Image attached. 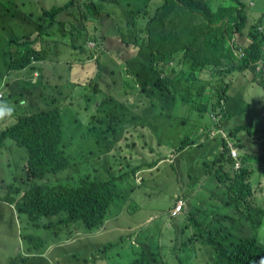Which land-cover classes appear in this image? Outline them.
<instances>
[{"label": "trees", "instance_id": "1", "mask_svg": "<svg viewBox=\"0 0 264 264\" xmlns=\"http://www.w3.org/2000/svg\"><path fill=\"white\" fill-rule=\"evenodd\" d=\"M143 1L142 9L131 10L130 16L133 27L138 26L137 32L144 36L134 39L133 42L123 38L122 41L127 48L139 42L143 46L145 44L152 62L137 64L142 68L141 72H144L145 68H151V75L144 77L143 73L141 77L137 75L138 71H135L134 74L142 88L137 90L135 96L128 91L124 92L128 106L121 113L117 111L118 106L111 97L99 96L102 88L111 92L117 85L124 84L118 82L119 78L116 82H111V79L117 77V70L107 69L106 64L99 63V59L94 58L96 50L90 53L84 44L77 45V37L72 33L69 37L66 30L71 25L77 34L87 33L88 18L104 26L106 23L96 0H68L63 6L51 10L40 7L41 12L37 14L11 13V18L21 20L22 26L30 30L21 37L8 38V48L2 51L8 59V74L0 90L3 93L9 87L7 96L12 98L20 93L14 86L15 79L26 75L25 78L21 77L24 83V79L28 80L31 73L37 71L39 76L33 86L39 91V86L43 88L40 97L44 98L48 108L21 115L17 112L14 124L0 127V163L4 160L1 149L5 140H12L18 147H24L28 151L24 178L20 177V183L16 180L11 182L7 175H1L0 180V185L4 184L12 189V193L23 196L14 199L7 195L4 200L9 198L17 204V212L27 219L28 225L25 226L28 230H51L57 226L74 223L84 225L88 230L100 228L116 220L122 209L127 213L134 212L135 209L129 206L133 195L131 193L135 191L131 186H136L139 190L151 189L152 185L160 186L156 180L148 181V177L154 171H159L162 163L172 164L174 160L177 162L183 159L187 161L189 171L179 170V174L183 172L186 177L185 182L181 183V190L188 176L189 187L192 188L195 183L197 186L202 176L212 178L217 187L225 192L226 197L220 198L224 205L234 204L249 222L246 225L229 214L216 216L218 210L215 208L208 213L222 225L215 231L211 225H207L210 222L196 223L192 213H189L181 225H190L189 233L192 227H197L198 232L193 233L189 239L184 235L179 237L172 234L171 238L166 236L170 243H175L172 247L173 256L179 258L183 264L185 261L179 257L182 253L193 250L194 254L190 258L194 260L198 258L197 250H201L211 252V264H264V242L255 234L247 240L232 241L236 225H246L253 233L263 225L264 211L259 206V198L264 196V186L261 182L255 187L253 178L258 167H264V124L257 122V109L264 107V63H256L260 59L264 61V11L257 29L255 24L249 22V18L252 19L257 13H247L252 0H230L232 6L227 5L228 0ZM260 1L264 4V0ZM68 37L71 41H67ZM88 42L96 46L93 41ZM250 45L252 46L247 53L241 56L236 54L239 49ZM60 46L68 47L69 51L61 52ZM52 47H55L54 51ZM71 50L72 56L78 58L75 62L56 63L60 62L62 54L66 56ZM96 60L98 63H93ZM208 63H214L216 72L210 75L211 81L199 84L198 77L200 73L202 76L206 75L205 68ZM120 65H127L129 68L128 63ZM183 75H188L189 79L185 81L193 87V95L187 87L181 88L179 94L172 95L168 91L169 88L177 84ZM26 91L25 88L21 106L27 103L26 108L35 110L40 97L35 95V100L29 99V102H26L29 95ZM163 91L167 94H158ZM78 96H81L79 101ZM191 96H196V100ZM245 98H250V102L241 104ZM156 101L173 103L166 107L170 112L173 110V113L179 109L181 126L187 124L184 120L186 111L189 114L195 112L194 118L200 124V116L206 113L209 106L211 108V123H204L202 132L197 133V141L189 140L187 144L184 142L179 150H173L172 154L177 153L174 160L167 161V158L163 157L158 162H150L142 158L144 154L155 153V149L149 146L155 141L149 138L147 141L143 131L152 126L154 116L151 109L156 106ZM111 102L113 104L107 106ZM179 102L187 105L186 111ZM79 103L80 111L76 109ZM253 105H257L255 110ZM246 108H251L252 111L243 113L244 123H231V118ZM67 110H74L79 116L84 113L88 119L85 121L88 132L79 135L78 148L84 151L82 143L89 139L96 148L103 151L97 155V151L92 149L95 156L86 159L84 157L85 161L76 168L72 160L73 154L65 147ZM112 113L116 114V126L119 125L123 132L126 129L132 130L133 134L118 139L112 131V123H109ZM93 123L99 127L93 126ZM105 126L106 129L103 130ZM162 127L166 128L164 133L171 135V123H165ZM224 131L236 139L240 134L245 135L253 140L256 148L241 152L245 147L235 144L240 152L233 156V148L228 139L223 137ZM88 133L93 135L95 140ZM216 136H220L222 145H216L211 154V157H216L214 160H209L207 156V161H200L198 157L189 155L190 149H202L203 142L215 141ZM157 147L165 148L166 144L158 141ZM194 165L197 166L196 174L190 170ZM173 173L175 174V170ZM212 173L215 176H212ZM47 174L58 175L47 177V180L40 183ZM131 181H134L132 185ZM128 190L132 192L129 193ZM145 198L150 199V196ZM178 200L180 199H177L174 207L168 209L170 220L183 214L182 212L177 217L172 215ZM213 203L218 205L214 200ZM199 207L196 205L197 209ZM151 219L152 216L148 218ZM203 227H206L207 231L200 229ZM225 228H229L227 235ZM128 231L130 229L125 233ZM183 231H186L185 227ZM156 237L158 235L152 236L148 233L145 238ZM216 237H221L223 241L217 240ZM126 239L125 235L121 236L119 243H125ZM26 240L34 245L35 250L44 247L43 240L34 236L28 235ZM116 246L104 245L97 251L94 259H87L83 264H89L91 261V264H96L99 259H107L109 251ZM136 246H141L140 251L138 257L130 264L169 263L163 256V247L160 244L145 241ZM9 264H18V261Z\"/></svg>", "mask_w": 264, "mask_h": 264}, {"label": "rangeland", "instance_id": "2", "mask_svg": "<svg viewBox=\"0 0 264 264\" xmlns=\"http://www.w3.org/2000/svg\"><path fill=\"white\" fill-rule=\"evenodd\" d=\"M40 4L43 5L44 9L51 10L52 8L63 6L66 4L68 0H39ZM143 0H99V4L104 5L100 8L101 14H103L104 21L106 24L104 26H100L98 22H93L91 18H88V28L87 33L77 34L73 29V26L69 25L66 30L67 33L74 34L77 37L76 44L82 45L84 44L86 49L93 53L94 50V58L99 59V63L103 65L106 64L107 69H112L117 72V77L115 79H111V82H116L117 78H119V83H124L123 85H117V87L111 92L101 89L99 92L100 98L105 96L111 97L112 101L118 106L117 111L119 113L125 111L127 109L128 103L125 102V94L124 92H129L131 95L137 94V90L142 88V85L139 83L137 76L134 74L135 71H138L137 75L141 77H149L151 75V68H145L144 72H141L142 68L139 67L137 63H151L150 53L149 51H143V45L139 42L137 45H132L127 48L126 44L123 43L122 38L125 41L133 42L134 39H138L143 37L144 35L140 34L138 31V26L136 28L132 25V17L130 16V11H138L142 9ZM26 3L25 5H23ZM228 6H232V2L230 0L227 1ZM100 6V5H99ZM127 6H130L127 7ZM249 7L252 11L264 10V5H260L259 3L253 2L249 4ZM18 13L19 15L28 14L34 12L35 14L40 13V6L36 3V0H0V75L3 72L5 64L8 59L3 54V50L8 48L7 43L5 42L6 38L9 37H21L26 34L30 29H26L22 26L21 20L11 18V13ZM247 13H250V10H247ZM263 12H258L256 16L252 19L249 18V22L251 24H255L257 27L258 21L262 18ZM109 15V16H107ZM130 29L132 30L130 32ZM259 29V27H257ZM257 29H253L254 31ZM258 32H260L258 30ZM103 34V35H102ZM66 38L67 41H71L70 38ZM93 41L96 46H93L91 42ZM55 47H52L54 51ZM61 52H68L69 48L65 46H60ZM71 53L68 55L62 54L60 57V62L56 63H67V62H75L78 58L72 56ZM97 60L93 63H98ZM120 63H128L127 65L122 66ZM176 63V62H174ZM137 64V66H136ZM136 67V69H134ZM214 63H208L205 68L206 75L202 76L200 73L198 77L199 84H205L206 81L209 82L210 75L215 73ZM128 70V71H127ZM26 75L21 76L25 78ZM33 78H28V80H23L24 83L33 84V79L36 76L31 73ZM18 77L17 79H22ZM121 78V79H120ZM124 79V80H123ZM186 79H189L188 75H183L181 80L171 86L169 88V92L172 95H177L180 93L181 88H188V91L192 94L193 87L186 83ZM14 83H17L16 81ZM123 88V89H122ZM23 89V87H21ZM24 90V89H23ZM21 92L20 89H18ZM39 90L36 87H32L30 89V95H38ZM158 94L166 95L167 92L163 91V93L158 92ZM40 97V96H39ZM193 100H196V96H191ZM22 97L17 96L9 98L11 103L8 101L3 102L8 104L9 106L14 108L13 117L17 116V112L22 114L25 111V108L21 106ZM210 98V97H206ZM251 98L254 99V95L251 94ZM81 99V96H78L77 101ZM133 99V98H131ZM17 101V104L15 103ZM44 98L40 97L37 101L36 111L47 109L48 105L43 101ZM210 104L209 101H207ZM250 102V98L243 99L241 104H247ZM252 102V101H251ZM180 103V102H179ZM113 102L109 103L107 106H111ZM172 105L173 103L169 102H159L156 101L153 109H151V114L154 116V121L152 126L148 129H144V135L146 136V140L151 142L149 144L150 147L155 149V153L153 155L144 154L142 158L150 161V162H158L163 157L167 158V161L173 159L175 155L172 154L173 150H179L183 143L186 144L189 140L197 141V133L202 132V128L204 123L209 121L211 123L210 116L212 112L210 111V106L207 108V111L204 115L200 116V124L195 120V112H191L189 114L187 109V105L181 104L182 107L185 108L186 115L184 120L187 121L185 126L179 125V120L181 117L179 115V109L177 108L173 113V110L170 112V109H167V105ZM191 104V103H190ZM257 105H253V109H256ZM16 108V109H15ZM43 108V109H42ZM28 109V108H26ZM76 109L78 111L81 110V103L76 105ZM30 110V109H29ZM34 110L28 111L36 112ZM252 111L251 108H246L243 112L239 111L237 115H234L231 118V123L233 124H241L244 123L242 116L244 114H248ZM106 112V111H105ZM67 115L65 118L66 121V135L67 139L65 140L66 150L73 154L72 160L74 167L76 168L79 164L85 161V159L94 157L92 154V149L96 152L97 155L103 153L102 150L96 148L92 142L88 139L84 141L83 149L81 151L78 147L80 144L79 135L88 132V127L85 124V121L88 119L85 118L84 113L82 116H79L74 110L66 111ZM109 114V113H107ZM112 119L109 123H112V131L116 134L119 139L121 136H130L133 134L132 130L126 129L124 132L120 126H116V114L112 113ZM191 116V117H190ZM204 119V121H202ZM10 122V121H9ZM171 123L173 129H171V135H168L167 132L164 133V127H162L165 123ZM95 123V122H94ZM93 126L99 127L97 124ZM106 129V126L103 127V130ZM140 130V129H138ZM142 132V131H141ZM91 135L90 133H88ZM129 134V135H128ZM93 137V135H91ZM211 136H213L211 134ZM223 137L228 139L232 149V152L235 154L240 152V150L235 146V144L244 145V150L246 151L252 145V139L247 138L245 135H238L237 139L234 137H230L227 132H223ZM111 138L113 136L111 135ZM95 140V138L93 137ZM214 140L205 141L202 149H190L189 155L194 156L195 158H199L200 161L206 160L207 156L209 160H214L216 157L212 156L216 145L221 147V138L220 136L214 137ZM162 141L165 142L166 147L158 149L157 142ZM185 144V145H186ZM76 146V147H75ZM83 153V154H82ZM145 153V152H144ZM1 154L3 155V163H0V180L1 175H7L8 179L12 182L16 180L17 183H20V177L24 178V164L28 158V151L24 147H18L12 140H5L2 145ZM152 154V153H151ZM158 156L156 157L155 155ZM171 155V156H170ZM85 157V159H84ZM174 160V159H173ZM187 161L181 159L179 161H175L174 163H162L159 166V171H154L149 177L148 181L156 180L160 183V186L155 187L152 185L151 189H141L136 186H131L135 189L134 192L128 190L131 193V199L129 201V206L132 209H135L134 212L127 213L122 209V213L117 216V219L111 221L110 225H117L118 228L109 233H103L100 231L101 228H93L91 229V243L85 241L84 237H79L75 244L71 246V243L67 241L68 232L72 235H75L76 229H80L82 227L77 224H72L68 227L61 228L62 230L57 231H44L43 229H34L28 231L25 225H28L27 219L20 215L17 212V204L12 200L7 198L4 200L5 196L9 195L14 199L21 198L23 195L12 193V189L6 187V185H0V264H9L12 261L17 260L18 264H83L84 259H94L95 254L97 253L99 248H103L104 245L114 244L117 245L114 249L109 251L107 259H99L96 264H130L132 263L139 254L140 247H135L136 244H141L143 242H147L150 244L158 243L163 247V256L169 263L165 264H182L179 258L173 256L172 247H174V243H170L168 239L169 235L173 233H177V227L174 223L178 220L171 219L169 220L167 217L168 209H171L174 205V195L178 189L181 188V183H184L186 177L182 174H179V170L181 171H189V166L186 163ZM209 164V163H208ZM264 167L259 166L256 175L253 178L254 185H257L263 182L264 186V173L262 170ZM147 170V169H146ZM175 170V174L173 173ZM191 172L194 174L197 173V166L194 165L191 167ZM58 175V174H57ZM57 175L47 174L44 180H41L40 183L47 180V177H55ZM215 176L214 173L211 174ZM36 183H39L35 180ZM134 181H131V185ZM15 185V184H14ZM20 185V184H19ZM22 185V184H21ZM205 187V190H212L217 198H225V192L223 189L214 188V181H201L197 183V188L201 186ZM196 187V183L194 184ZM156 190V191H155ZM156 192V193H155ZM150 196V199L145 198V196ZM198 203L197 199L192 200L193 206H196ZM260 207L264 211V196L259 198ZM179 204H177L176 208ZM217 215L223 217L225 214L232 215L237 217L241 222L247 224L249 221L245 217L243 213H240L239 210L235 207L234 204H231L230 207H225L221 202L218 207ZM245 211L246 208L244 207ZM152 216V219L148 221V218ZM263 225L259 226V228L255 230L253 233L250 230V233H241V226L236 225L233 232V240L239 241L241 239L247 240L252 238L255 234L259 240L264 242V213L262 215ZM173 225V226H172ZM76 226V227H75ZM222 225H211V228L217 231V229L221 228ZM226 226V225H225ZM83 229V228H82ZM130 229L127 233L126 230ZM197 227H192L190 233H196ZM150 233L152 236L158 235L156 239H146V235ZM31 235L38 239L43 240L44 247L40 250H35L34 245H31L26 240V236ZM127 238L125 243H119L120 237L124 236ZM217 240L223 241L221 237H216ZM194 252L185 251L179 257L184 260L183 264H211L212 262V254L210 251H201L197 250L198 258L191 260V256H193ZM77 256V260L73 257ZM29 259L27 262H25ZM25 262V263H24ZM92 261L89 263L91 264Z\"/></svg>", "mask_w": 264, "mask_h": 264}, {"label": "crops", "instance_id": "3", "mask_svg": "<svg viewBox=\"0 0 264 264\" xmlns=\"http://www.w3.org/2000/svg\"><path fill=\"white\" fill-rule=\"evenodd\" d=\"M36 1H38L39 2L38 5L41 8H43V5L40 4V1L39 0H36ZM253 2L259 3L260 5H264L263 2L260 1V0H252L250 3H253ZM103 6L104 5L100 4L99 8H102ZM263 11L264 10L252 11L250 9V12H253L255 14L258 13V12H263ZM7 41H8V38H6L5 42H7ZM143 51H148V49L145 46V44L143 46ZM7 65L8 64L6 63L5 64V67L3 69V72L0 75V88H1V84H3L5 82V79H6L7 74H8V72H7ZM18 77H21V76H18ZM17 78L15 79V81L17 83L14 84V86L16 88L20 89L21 92L19 94L14 95L13 97H15V99L17 98V96L22 97L23 96V89L26 88V90H27L26 91V94H29L28 97L26 98L27 99L26 102H29V99H34L35 100V95H31L30 96V89L33 86L30 85V83H23L21 81V79H17ZM29 78H33V77L32 76H29ZM33 84L34 85L36 84V78L33 79ZM21 87H23V89H21ZM39 87L41 88V90L38 92V95L40 96V93L43 92V88L41 86H39ZM8 89H9V87H7L5 89V91H3L4 97L0 100V103L5 102V100L11 102V100H9V96H7L9 94V92H10V91H8ZM15 103L17 104V101L16 100H15ZM22 103H23V100L21 101V104ZM22 107L25 108V111L23 113H29L28 111H31L29 109H26L27 103L25 105H22ZM34 111H36V110H34ZM19 115H21V114H19ZM16 119H17V117H11L10 119L5 118L4 120H0V127H3V128L8 127V126L14 124V122L16 121ZM257 122H259L260 124H262V123L264 124V107L261 108L260 110L257 109ZM250 148H256V146L253 144V140H252V145L248 149H250ZM201 181H214V184H215V187L214 188H218L217 185H216V183H215V180L212 179V178H209V177H206V176H202L200 178V182ZM189 183H190V178L188 176V179H187L185 185H183V190H181V188L178 189L177 192L174 195V199H175L174 205H175L177 199H183L185 201V209H184L183 214L177 220V221H179V223H176L177 221L174 223V225H176V227H177L178 232L177 233H173V234L176 235V236H179V237H181L182 235H184V237L187 238V239H189L190 237L193 236V233H189V226L190 225H181V224H182V222H184L187 219L188 214L189 213H192V215H193V221H195L196 223H199V222H202V223L210 222L207 225H220L216 221V219H214L213 217H210L208 215V213L211 212L212 210H214L215 208L218 209L219 204L222 202L219 198L216 197L215 193L212 190H205V187L203 185L201 187H199V188H197V186L194 187V188H192V187H189ZM212 196H214V197L211 198ZM194 199H197L198 200L197 205L200 206L198 209L196 208V206H193V204H192V200H194ZM213 200H214V202L218 203L217 206H215V204L213 203ZM174 205L172 207H174ZM223 205H224V203H223ZM225 207H230V206H225ZM168 213H167V217L169 219ZM216 216H219V215H216ZM149 221L150 220H148L147 222H149ZM191 225H194V224H191ZM69 226L70 225L57 226L55 229H51V230H46V229H43V228H39V229H43L44 231L50 232V231L62 230L61 228H63V227H66L68 229ZM78 226L82 227L83 229L82 228L76 229L77 231H76L75 235H72V234H70L68 232L67 241L70 242L71 243V246H72V245L75 244L76 240L79 237H84L85 238V241L91 243V241H90L91 240V230H88L84 225H78ZM184 227L186 228V231H183ZM100 228H101L100 229L101 232H103V233H109V232H112V231L116 230L118 228V226L117 225H103ZM34 229H37V228L29 229L28 231L34 230ZM200 229H202L203 231H207L206 227H203V228H200ZM168 237L171 238V235H169ZM73 257H76L74 259L77 260V256L76 255H74ZM86 260L87 259H84L83 262L86 261Z\"/></svg>", "mask_w": 264, "mask_h": 264}, {"label": "clouds", "instance_id": "4", "mask_svg": "<svg viewBox=\"0 0 264 264\" xmlns=\"http://www.w3.org/2000/svg\"><path fill=\"white\" fill-rule=\"evenodd\" d=\"M95 1V0H94ZM97 4H99V0H96ZM252 45L250 46H247L246 48H243V49H239L236 54H238L239 56L247 53V51L250 49ZM262 50L264 51V42H262ZM256 63H264V61L262 59L258 60ZM34 76H39V72L35 71L33 73ZM0 93L2 94V98L4 97V94L2 93V91H0ZM0 98V100L2 99ZM13 113H14V108L9 106L8 104H5V103H0V120H4L6 117H12L13 116ZM236 154V153H235ZM233 156H234V153H233ZM28 159V158H27ZM27 162V161H26ZM26 166V163L24 164V168ZM20 182V180H18ZM180 200H183V199H180ZM179 201V200H178ZM184 201V200H183ZM185 202V201H184ZM184 209H185V206H184ZM184 209H183V212H184ZM241 226V233H250V228L246 225H240ZM226 229V235L228 234V231H229V228H225Z\"/></svg>", "mask_w": 264, "mask_h": 264}, {"label": "built area", "instance_id": "5", "mask_svg": "<svg viewBox=\"0 0 264 264\" xmlns=\"http://www.w3.org/2000/svg\"><path fill=\"white\" fill-rule=\"evenodd\" d=\"M0 98H2V94L1 93H0ZM235 155L236 154H234V156ZM177 204H179V205L176 208ZM177 204H176V206H175V208H174V210L172 212L173 217H177L179 214H181L183 212V209H184V206H185V202L183 200H179L177 202Z\"/></svg>", "mask_w": 264, "mask_h": 264}]
</instances>
